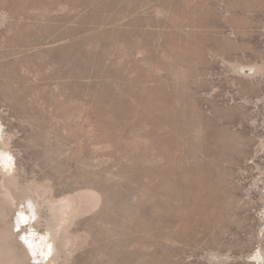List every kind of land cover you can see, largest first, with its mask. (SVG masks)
I'll list each match as a JSON object with an SVG mask.
<instances>
[{"label": "rangeland", "instance_id": "obj_1", "mask_svg": "<svg viewBox=\"0 0 264 264\" xmlns=\"http://www.w3.org/2000/svg\"><path fill=\"white\" fill-rule=\"evenodd\" d=\"M0 152L99 193L52 264H264V0H0Z\"/></svg>", "mask_w": 264, "mask_h": 264}, {"label": "bare ground", "instance_id": "obj_2", "mask_svg": "<svg viewBox=\"0 0 264 264\" xmlns=\"http://www.w3.org/2000/svg\"><path fill=\"white\" fill-rule=\"evenodd\" d=\"M10 173L0 178V264H52L66 247L78 244L81 238L73 234L70 227L77 217L99 204V193L95 189H86L55 198L48 184L32 180L25 185L19 181L17 173ZM11 210L27 217L28 228L21 224L22 229L17 233L14 231L9 218ZM42 225H46L53 235L55 244L53 256L46 257L49 260L45 262H40L42 258L38 256L39 238L32 237ZM20 235L27 238L28 244L18 239Z\"/></svg>", "mask_w": 264, "mask_h": 264}, {"label": "snow or ice", "instance_id": "obj_3", "mask_svg": "<svg viewBox=\"0 0 264 264\" xmlns=\"http://www.w3.org/2000/svg\"><path fill=\"white\" fill-rule=\"evenodd\" d=\"M4 155H5V154H4L3 152H0V161L3 160ZM7 159H8L9 161H11V160H12V157H11V156H8ZM26 223H27V217H25V216L21 213L20 216H19V218H18V222H17V231L20 230V225H21V224H26ZM21 239L24 240V242H25L26 244H28V240H27L26 237H23V236H22ZM29 247H31L30 244H29Z\"/></svg>", "mask_w": 264, "mask_h": 264}]
</instances>
